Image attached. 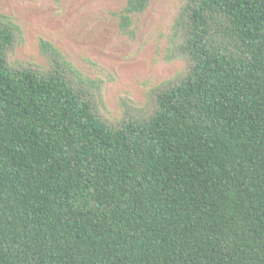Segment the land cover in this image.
Returning a JSON list of instances; mask_svg holds the SVG:
<instances>
[{
	"label": "trees",
	"instance_id": "16d2710c",
	"mask_svg": "<svg viewBox=\"0 0 264 264\" xmlns=\"http://www.w3.org/2000/svg\"><path fill=\"white\" fill-rule=\"evenodd\" d=\"M150 0H126L119 29ZM0 13V264H264V0H183L142 107Z\"/></svg>",
	"mask_w": 264,
	"mask_h": 264
},
{
	"label": "rangeland",
	"instance_id": "374dc122",
	"mask_svg": "<svg viewBox=\"0 0 264 264\" xmlns=\"http://www.w3.org/2000/svg\"><path fill=\"white\" fill-rule=\"evenodd\" d=\"M126 0H0V13L13 16L23 43L11 61L45 66L38 49L44 39L84 75L103 81V112L119 118L120 101L145 104L147 93L183 70L163 60L167 38L183 0H150L133 17L131 32L119 29Z\"/></svg>",
	"mask_w": 264,
	"mask_h": 264
}]
</instances>
